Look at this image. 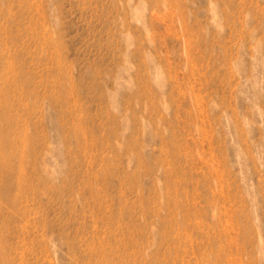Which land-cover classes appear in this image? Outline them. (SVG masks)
I'll return each instance as SVG.
<instances>
[{
	"label": "rangeland",
	"instance_id": "rangeland-1",
	"mask_svg": "<svg viewBox=\"0 0 264 264\" xmlns=\"http://www.w3.org/2000/svg\"><path fill=\"white\" fill-rule=\"evenodd\" d=\"M0 264H264V0H0Z\"/></svg>",
	"mask_w": 264,
	"mask_h": 264
}]
</instances>
